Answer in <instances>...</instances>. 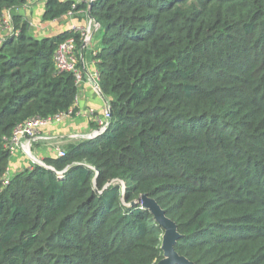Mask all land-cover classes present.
<instances>
[{
  "label": "trees",
  "instance_id": "16d2710c",
  "mask_svg": "<svg viewBox=\"0 0 264 264\" xmlns=\"http://www.w3.org/2000/svg\"><path fill=\"white\" fill-rule=\"evenodd\" d=\"M42 21L87 10L109 128L8 174L14 129L76 110L54 54L80 32L30 33L0 0V264H157L163 230L195 264H264V0H43ZM95 127V126H94ZM59 172H62L59 174Z\"/></svg>",
  "mask_w": 264,
  "mask_h": 264
},
{
  "label": "crops",
  "instance_id": "0c3cea01",
  "mask_svg": "<svg viewBox=\"0 0 264 264\" xmlns=\"http://www.w3.org/2000/svg\"><path fill=\"white\" fill-rule=\"evenodd\" d=\"M71 1L79 2V0ZM43 10V0H28L26 5L13 12L21 14L24 20L27 21L29 26H33L32 21L36 24L38 23L39 25L47 24V30L51 33H43L40 34L41 36H51L65 30H71L72 26H85L87 23L86 19L89 16L87 10H79L67 13L52 21L44 22L42 21ZM95 32L96 31H94L92 35V39L89 45L85 46V52L81 53L82 59L84 60L81 66L85 73H92L97 70L96 62L93 57H86V50L91 52L92 56L94 55L93 52L97 51L98 49L95 45L91 44L92 40L94 39V35L96 34ZM5 33V31L3 32V28H0V37H2ZM97 94L98 93L95 92L92 83L89 80L85 79L79 90V106H77V108L94 107L97 111L101 112L105 105L108 104V102L102 96L100 97ZM93 129L94 124L88 118L82 116H71L65 118L60 124L51 125L49 127L39 130V142L36 144L35 149V154L38 158L36 160L43 161V159L47 156L57 155L56 149L58 147L64 149V147H66L68 144L74 143L82 138H85H78L77 136H79V134H89ZM53 143H57L58 147H52ZM30 164L31 163L29 161H25V157L22 156L20 152H17L11 156L8 173H15L21 170L22 168L29 167Z\"/></svg>",
  "mask_w": 264,
  "mask_h": 264
},
{
  "label": "built area",
  "instance_id": "2783aa9c",
  "mask_svg": "<svg viewBox=\"0 0 264 264\" xmlns=\"http://www.w3.org/2000/svg\"><path fill=\"white\" fill-rule=\"evenodd\" d=\"M84 1L87 2L88 5H90V2L92 0H79V2ZM70 13V12H69ZM7 21L4 19L3 24H5ZM9 25L10 20L8 21ZM12 27V31L9 32L14 33V28ZM99 27V24L93 19L89 18L87 21V24L85 26H72L71 30L74 32H80L82 35V46L85 48V46L89 45L92 35L94 31H96ZM94 55L97 53V51L93 52ZM54 60H55V65L56 69L60 72H68L71 73L74 77V83L77 88L80 87V85L83 83L84 78H85V72L81 66L82 61V56H78L76 53V43L75 40L71 37L63 41L57 48L54 54ZM87 79L92 83L93 88L96 93L101 96V90L98 84V79H99V74L98 71H94L93 74L89 75ZM73 109L68 110L65 113H59L54 116H50L47 118H41V117H33L28 119L24 124L17 126L14 129L13 136L11 137V140L9 142V148L10 152L15 149L20 144V140L23 137L30 138L33 136L35 133V126L36 125H45L49 124L51 122H57L59 121L63 115H69L73 112ZM103 113V119L101 120H96L99 118V116L94 119V129L92 132L87 136V138H94L98 136L99 134L104 133L110 126V119H111V114H110V109L109 105L106 104L105 107L102 110ZM90 112H95L93 109L90 110ZM97 122V126H96ZM86 138V137H85ZM56 154L57 156H63L64 155V149L63 148H57L56 149ZM32 164H41L46 166L43 161L40 160H34ZM62 172H59L61 174Z\"/></svg>",
  "mask_w": 264,
  "mask_h": 264
},
{
  "label": "rangeland",
  "instance_id": "374dc122",
  "mask_svg": "<svg viewBox=\"0 0 264 264\" xmlns=\"http://www.w3.org/2000/svg\"><path fill=\"white\" fill-rule=\"evenodd\" d=\"M71 13V12H70ZM90 17L88 16V18L86 19V22L88 21V19H89ZM5 20L7 21L5 24H3V32L5 31L6 33H9V32H11L13 29H12V25H9V20H11V13L10 12H8L7 14H6V16H5ZM27 22V21H26ZM11 24V23H10ZM87 24V23H86ZM32 25L33 26H29L28 25V27H29V29H31L30 30V33L31 34H36V36L38 35V36H41L40 34H43V33H51V32H49L48 30H47V27H48V25L47 24H36V23H34L33 21H32ZM39 25V26H38ZM31 27V28H30ZM38 27H41V28H38ZM5 33V34H6ZM100 34L99 33H96L95 35H94V39L92 40V45H95L97 48H99V46H100ZM86 57H90V58H92V56H91V52H89L88 50H86ZM82 61H84L83 59H82ZM82 64H83V62H81ZM91 74H93V72L92 73H88V72H86L85 73V78H84V80L85 79H87V77L89 76V75H91ZM88 80V79H87ZM84 82V81H83ZM81 86H82V84L80 85V87L79 88H77V95H76V98H75V106H76V108H77V106H79V90H80V88H81ZM98 96H99V94H97ZM101 96H102V94H101ZM100 96V97H101ZM91 109H93L95 112H90V110ZM103 110V109H102ZM103 111H101V112H99V111H97L94 107H78L75 111H73L71 114H69V115H63L62 116V118L59 120V121H57V122H51V123H49V124H45V125H36L35 126V133L33 134V136L32 137H30V138H26V137H23V138H21V140H20V144L17 146V147H15V149L12 151V153H11V156L13 155V154H15V153H17V152H20L21 154H22V156H24L25 157V161H29L30 163H32L35 159H38L37 158V156H36V154H35V149H36V144L39 142V136H40V134H39V130H41V129H43V128H46V127H49V126H51V125H56V124H60V123H62L63 122V120L65 119V118H67V117H71V116H82V117H85V118H88L90 121H94V119H96V117L97 116H99V118L98 119H96L97 121L98 120H101V119H103ZM95 115H97V116H95ZM92 121V122H93ZM94 124V123H93ZM98 124H97V122H96V126H97ZM92 132V131H91ZM90 132V133H91ZM89 133V134H90ZM89 134H79V136H77L78 138L79 137H86V136H88ZM81 135V136H80ZM52 147H58V144L56 143H53V145H52ZM31 165V164H30ZM9 174V173H8Z\"/></svg>",
  "mask_w": 264,
  "mask_h": 264
},
{
  "label": "water",
  "instance_id": "95a60500",
  "mask_svg": "<svg viewBox=\"0 0 264 264\" xmlns=\"http://www.w3.org/2000/svg\"><path fill=\"white\" fill-rule=\"evenodd\" d=\"M93 1L94 0L90 2V5L93 4ZM89 16L91 15L89 14ZM83 47L84 46H82V48ZM136 203H139L142 207L148 209L154 217L155 221L163 230L161 241L163 258L158 261L157 264H195L194 262L188 260L186 257L178 254L174 249V245L180 237V234L177 230L176 223L166 216L165 210L161 208L157 201L154 198L150 197L148 194H142L139 199L131 202V204Z\"/></svg>",
  "mask_w": 264,
  "mask_h": 264
}]
</instances>
